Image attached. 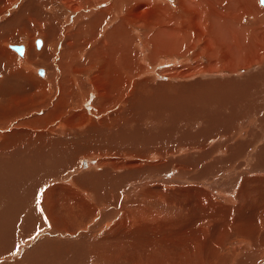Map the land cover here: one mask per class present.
<instances>
[{"label":"bare ground","instance_id":"obj_1","mask_svg":"<svg viewBox=\"0 0 264 264\" xmlns=\"http://www.w3.org/2000/svg\"><path fill=\"white\" fill-rule=\"evenodd\" d=\"M16 1L0 0V17ZM130 1L122 10L104 0H25L0 23L28 20L22 28L47 40L26 33L21 59L15 51L22 55L24 45L0 36V156H14L20 170L34 153L18 156L15 146L31 141L40 155L66 158L54 165L66 173L39 178L45 219L37 253L44 264H264V6ZM85 5L92 7L78 14ZM171 76L188 94L176 104L161 86ZM204 80L219 95L211 107L228 117L241 109L234 127L214 123L217 111L174 109L203 103ZM143 85L156 96L140 104Z\"/></svg>","mask_w":264,"mask_h":264},{"label":"rangeland","instance_id":"obj_2","mask_svg":"<svg viewBox=\"0 0 264 264\" xmlns=\"http://www.w3.org/2000/svg\"><path fill=\"white\" fill-rule=\"evenodd\" d=\"M25 1V0H24ZM24 1L23 0H19V1H16L15 5L13 6L12 9H9L11 11L8 12V14H3L1 17H0V23L3 21V19L7 18L8 16L14 14L15 12L17 13V10L19 11L20 9H18L19 7L22 6V4H24ZM59 1V0H58ZM104 1H107L109 3H113L114 4V7H117L119 6L122 10H125V5H132L131 4V1L130 0H104ZM159 2V0L157 1V3ZM169 2L170 6L171 7H174L175 6V0H166L164 1L165 4H167ZM223 3H226V1H224ZM259 3L264 6V4L261 2V0H259ZM49 6H54V3L51 2L49 4ZM92 7V5H85L83 6V8H79L78 9V14H85L84 10L85 8H90ZM114 7L111 9L110 13L113 15V16H117L116 12H114ZM169 7V9L171 8ZM210 8V6H209ZM228 8L230 7H226L227 10H229ZM39 9L42 10V5L41 7L39 6ZM221 9V7H219V10ZM225 9V10H226ZM100 9H95V13L98 12ZM250 14L253 15H260L261 12L259 10H257V8H253L251 9L250 11ZM7 15V16H6ZM246 16V15H245ZM27 19V18H26ZM17 22V26L15 27L14 25H10V26H7V27H0V36H3L5 35L7 38H8V41H9V44H12L11 46H20V45H16V44H23L24 45V53L22 55H19V53H17L14 49H12L11 47H8L9 49H11L13 52L15 51V54L17 56H19L21 59H27V43H26V39H28L29 37L27 36L26 33H31V39L33 38V40L35 39H38V38H41L43 37V39H45V41L47 42L46 40V36L45 34L42 35H39L35 32V29L34 28H27V29H23L22 28V25H27L29 24L30 22H28L27 20V23L25 21V23H22V19H19V18H16L15 20ZM70 24L69 23H66L65 24V27H68ZM4 26V25H3ZM58 26V25H57ZM56 26V27H57ZM58 28V27H57ZM4 36V37H5ZM22 36V37H21ZM17 37H21L20 39H18V41H13L14 38H17ZM8 44V45H9ZM34 44H35V41H34ZM127 43H124L123 44V47L126 45ZM36 45V44H35ZM136 45L140 46L142 44L139 43H136ZM43 46V45H41ZM55 47V46H54ZM35 49L36 51H39L37 50L36 46H35ZM60 49H61V45L59 44V47H58V50L57 52L60 53ZM125 49H132V50H135L133 49L131 46L127 45L125 46ZM137 49V48H136ZM51 50H53L51 48ZM29 52V51H28ZM25 55V56H24ZM146 55H147V52L146 51H142L141 52V57H145L146 58ZM70 61V59H69ZM72 62V61H70ZM39 66V67H38ZM256 66L255 64H252L250 66H248L247 68H252V69H255ZM41 69L44 71L43 75H45V67L44 66H41V65H37L36 66V69ZM35 74L36 76H40L38 74V72L35 71ZM38 74V75H37ZM42 75V76H43ZM165 84H161V86H163L165 89H169V94H170V97H169V100H172V96L173 98H176L175 101V104L178 102V101H182L183 100V96L184 97H187L188 94H186L187 92L185 91H181V86H174L173 83H176V80H174L171 77H169L167 80H164L162 81L161 80V83L165 82ZM264 81V79H263ZM10 82V81H9ZM173 82V83H172ZM204 82H208V84H205ZM203 82V86L202 88H204L202 90V92H205L204 96H202L203 98V103L199 104L198 106L195 105V109H193L190 104L186 101L185 103L186 104H183L182 106H175V107H178V108H174L178 111H181L180 109H186L188 111L190 110H201V111H217L215 112L214 114H212V117L213 120H214V123H223V124H228L229 127H234L236 121H237V118H236V113H238L241 109H232L231 108V117H228L227 113L223 110V109H220L218 111V108L217 107H211L210 106V103L213 101V100H216L219 98V95L216 93V88H211L213 87L210 80H204ZM200 83V81H199ZM213 85H216V84H213ZM208 86H211L210 88H208ZM170 88H172V90H170ZM257 89H253L251 93H253L254 95L258 96V94H260L257 90H261L260 88L256 87ZM209 90V91H208ZM264 91V89H263ZM139 92L143 95L140 96V104L141 103H144V101L148 100L150 98V96H156L154 93V90L153 88H150L148 87L147 85H143L140 87L139 89ZM152 92V93H151ZM173 93V94H172ZM262 93V91H261ZM149 96V98H147L146 95ZM153 94V95H152ZM213 94V95H212ZM181 96V98H180ZM228 96H226L227 98ZM146 98V99H145ZM255 97L253 96V101H248V105H254V100ZM237 102H240V98L236 99ZM223 101V100H222ZM192 102H197V100H193L192 99ZM236 103V102H234ZM190 106H188V105ZM186 105V106H185ZM237 105V103H236ZM143 105H140L139 107H142ZM242 108V107H241ZM210 109V110H209ZM261 111H264L261 110ZM226 118V119H225ZM231 119L232 120V124L230 125L228 123V120ZM227 120V122H226ZM110 126V124H109ZM114 127V126H113ZM193 129H192V128ZM107 128V127H106ZM109 130L111 129L110 127H108ZM195 128H201L200 126H195ZM194 128V126H190V127H187V131L189 133H192L193 131H197L196 129ZM189 129V130H188ZM191 129V130H190ZM142 130V131H141ZM140 131H138L139 133H142L144 132L145 130L141 129ZM174 131V130H173ZM180 132V131H179ZM181 134V132H180ZM95 135H96V132H95ZM158 136V135H157ZM189 139V138H188ZM34 143H38V142H34ZM39 144V143H38ZM175 143H171L172 146H170L171 148L174 146ZM178 144V143H176ZM43 146V149L45 148L44 145ZM79 146H80V143H79ZM142 146V151L144 150H149L150 149V145H148L147 147H144V145H141ZM15 151L19 153L18 156H20V152L19 150L20 149H25L26 148V151H32L34 153V155L32 157H29L27 156V159H26V162L24 160H21L20 163H23L21 166H20V170L18 169H15V164L17 162L18 164V161L17 159H15L14 156H11L10 158H3L2 156H0V190L2 192H0V257L4 258H8L10 259V257L12 256L13 254V257L12 259L9 261L8 259L5 261V263H8V264H19L21 261H22V257L23 259L26 258V264H44V258L43 257V253H37V250L38 252L40 251L41 252V247L42 246V243L40 241L41 239V233L38 232V230L44 225V219L42 218V211H41V206L42 208H44L43 204H42V193H43V189L45 188L44 187V184L42 182H40V179H41V176H44L45 175V178L50 176L52 173L55 172H58L56 174H61L62 173H66V170H63L62 168H60L59 166H54L57 164V161H60L63 159L66 161V158L63 157L65 156V153L62 154L61 157L59 156H56L54 157L55 159H51L50 157L48 156H43L44 154L48 153L47 151H45L42 155H40L37 151H35L36 149V146L31 142V141H28L25 143H19L15 146ZM169 147V148H170ZM236 148L238 149L239 148V145L236 146ZM236 150V149H235ZM13 152V151H12ZM84 155V154H83ZM69 157V156H67ZM88 155H84V156H81L79 157H76L74 159V161L76 162H79L78 160H83L84 158L87 159ZM71 158V157H69ZM83 158V159H82ZM2 161H6V162H2ZM63 161V162H65ZM76 162V163H77ZM66 165V164H65ZM65 165L63 164V168H65ZM50 166V167H49ZM54 166V167H53ZM49 167V168H48ZM59 167V168H58ZM80 168L82 167L81 165V162H80V165L78 166H75V169L77 168ZM74 168V166H73ZM70 170V169H69ZM68 170V173H70V171ZM62 171V173H61ZM46 173V174H45ZM81 175V174H80ZM80 175L78 177L76 176H72V178L75 180V179H79ZM101 177V176H100ZM99 177V178H100ZM40 178V179H39ZM9 181V183H8ZM17 181V182H16ZM26 181V183H25ZM34 182V183H33ZM24 183V184H23ZM29 183V184H28ZM20 184H23V186H21ZM20 186V187H18ZM117 186V185H116ZM13 187V188H12ZM16 187V188H14ZM26 187V188H25ZM30 190H29V189ZM24 189V190H23ZM26 189V190H25ZM110 189H113L110 188ZM6 190V191H5ZM13 190V191H12ZM5 191V192H4ZM10 191V192H9ZM115 191V190H114ZM4 192V193H3ZM8 192V193H7ZM19 192V193H17ZM34 192V194H33ZM14 193V194H13ZM16 193V194H15ZM40 193V194H39ZM9 194V195H8ZM11 194V196H10ZM13 194V196H12ZM26 194V195H25ZM34 196H33V195ZM37 194V195H36ZM20 197H19V196ZM23 195V196H22ZM16 196V197H15ZM23 197V198H22ZM29 197V198H28ZM34 197V198H32ZM7 198V199H6ZM10 198V199H9ZM32 198V200H31ZM5 199V200H4ZM13 199V200H11ZM39 199V200H38ZM11 200V201H10ZM13 201V202H12ZM26 201V202H24ZM17 202V203H16ZM20 202V203H19ZM28 202H30L28 204ZM33 202V203H32ZM9 203V204H8ZM12 203V204H11ZM16 203V204H15ZM39 205H37V204ZM41 203V204H40ZM19 204V205H18ZM24 204V205H22ZM36 204V205H35ZM15 205V206H14ZM34 205V206H33ZM41 205V206H40ZM17 206V207H16ZM28 206V208H27ZM14 207V209H13ZM34 207V208H33ZM23 208V209H22ZM31 208V209H30ZM39 208V209H38ZM3 209V210H2ZM13 209V210H12ZM34 209V210H33ZM9 210V211H7ZM14 210H16V212H13ZM31 210V211H30ZM6 211V212H5ZM18 211V212H17ZM20 213V214H19ZM28 213V214H27ZM29 213L31 215H29ZM15 215V216H14ZM27 217H26V216ZM17 216V217H16ZM29 216V217H28ZM38 220L37 221H33L34 225L31 224V222L29 221L28 218L30 217H38ZM41 217V218H40ZM9 218H11L9 220ZM26 218V219H25ZM15 219V220H14ZM28 219V220H27ZM13 221V222H12ZM42 221V222H41ZM15 222V223H14ZM25 222V223H24ZM7 223V224H6ZM15 225H14V224ZM24 223V224H23ZM27 223V224H26ZM19 224V225H18ZM27 226H26V225ZM29 225V226H28ZM23 228H22V227ZM20 228L18 234L15 233L16 231V228ZM33 227V229H32ZM12 228V229H11ZM25 229V231H23ZM45 230V228L43 229ZM31 231V232H30ZM13 234V236H12ZM46 235V234H43V236ZM2 236V237H1ZM38 237V238H37ZM9 241V242H8ZM39 242V243H38ZM38 244V245H37ZM35 245V246H34ZM17 246V247H16ZM14 247V248H13ZM19 247V248H18ZM45 247V245H44ZM29 249V250H28ZM37 249V250H36ZM14 250V251H13ZM9 251V252H8ZM29 251V252H28ZM34 251L36 253H34ZM43 251V250H42ZM20 252V253H19ZM25 252V253H24ZM2 253V254H1ZM10 253V255H9ZM34 253V254H33ZM18 255V256H17ZM26 257H25V256ZM41 255V256H40ZM15 256V257H14ZM36 256V257H35ZM41 257V258H40ZM21 258V259H20ZM29 258V259H27ZM36 258V259H35ZM20 259V261H19ZM15 260V261H14ZM16 260H18L19 262H17ZM31 260H36V262L34 261H31L29 263V261ZM43 260V262H42ZM9 261V262H7ZM13 261V262H12ZM41 261V262H40ZM16 262V263H15ZM3 263V264H5ZM53 264H61V263H53Z\"/></svg>","mask_w":264,"mask_h":264},{"label":"water","instance_id":"obj_3","mask_svg":"<svg viewBox=\"0 0 264 264\" xmlns=\"http://www.w3.org/2000/svg\"><path fill=\"white\" fill-rule=\"evenodd\" d=\"M261 2L264 4V0H261Z\"/></svg>","mask_w":264,"mask_h":264}]
</instances>
